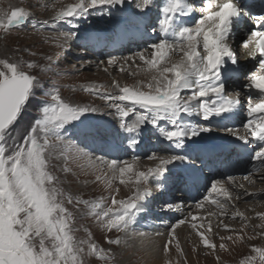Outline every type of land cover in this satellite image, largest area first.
Masks as SVG:
<instances>
[{
  "label": "snow or ice",
  "instance_id": "obj_1",
  "mask_svg": "<svg viewBox=\"0 0 264 264\" xmlns=\"http://www.w3.org/2000/svg\"><path fill=\"white\" fill-rule=\"evenodd\" d=\"M126 0H76L75 3L56 8L52 5L50 19L38 23L51 29L53 35L46 37L55 42L57 48L67 50L72 42L80 41L84 47H119L126 41L157 36L144 51L124 57V64H137V75L143 73L145 80L134 85H121L112 81L115 91L99 89L103 85L82 86L89 94L104 102V108L93 105L73 104L60 95V89L53 85L44 95L49 99L37 106V116L20 135H13L27 103L43 88L41 80L32 73L35 62L0 59V264H86V256H94L104 264H115L112 250L100 247L89 232L87 239H77L73 225L76 216L66 205H84L87 215L94 218L104 233H116L115 238L105 235L108 245H127L128 240L139 238L150 241V234L138 231L139 214L144 211V202L156 188L169 183L177 185L198 179L195 160L220 149L216 142H209L207 134L223 133L239 141L236 147L251 151L253 169L242 177L231 174L222 179L211 180L206 194L196 202L197 210L211 206L204 216L189 213L178 218L167 233L168 239L161 245L164 254L173 251L185 257L177 229L187 225L198 238V244L211 253L229 250L233 245L264 240V223L256 224L253 234L246 231L250 217L239 210L231 211V218L241 220L239 229H233L223 219L218 227L229 232L219 236L215 242L211 217H227L233 200L243 196H256L245 190L242 179L254 183V172L261 173L264 180V12L252 15L251 9L244 12L239 0H201L197 18L195 0H164L160 7V18L152 25L140 27L139 21L130 19L123 25L117 24L108 31H85L81 23L92 15L112 16L121 12ZM154 0H139L136 5L142 15ZM248 15L254 27L240 39L239 47L246 56L257 61L258 68L246 77L242 91L228 94V82L238 65L237 52L233 46V32ZM31 13L24 7L9 4L7 10H0V32L9 33L21 29L30 22ZM191 18L194 25L181 20ZM68 26L66 29L64 26ZM35 27V24L32 25ZM33 56L35 53L32 54ZM176 57H179L178 59ZM51 59V57H49ZM103 63V61L101 62ZM119 63L112 57L107 60L111 67ZM108 68L105 67L104 71ZM123 71V68H121ZM147 89V90H145ZM255 92V95L253 94ZM108 109L110 111H105ZM246 114L239 126L234 122ZM87 114L111 115L116 127L125 133L123 140L129 148L141 143L140 134L145 128L158 133L157 140L166 146L160 149L164 154H146L155 161V166L139 170L136 162L106 158L95 155L87 145L70 138L69 129H76L88 119ZM134 117L129 122V118ZM102 141L97 149L107 153L123 146V140L112 143L99 132ZM119 135V133H117ZM63 160L59 169L70 173L71 161H84L81 170L88 175L92 170L97 182H105L108 195L94 200L73 197L62 187L53 161ZM259 165L257 167L256 165ZM171 166V167H170ZM182 171H174L180 169ZM130 174V176H129ZM131 184L134 191L126 198H117L119 188L114 184ZM87 183V181H86ZM244 190V191H241ZM183 202L166 203L165 210L181 212ZM264 222V212L256 213ZM156 235H161L156 233ZM196 246L193 251H196ZM255 255L240 261V264H264V247L251 246ZM219 262V255L216 256ZM170 264V262H166ZM176 264H181L180 260ZM183 264L187 260L183 259Z\"/></svg>",
  "mask_w": 264,
  "mask_h": 264
},
{
  "label": "rangeland",
  "instance_id": "obj_2",
  "mask_svg": "<svg viewBox=\"0 0 264 264\" xmlns=\"http://www.w3.org/2000/svg\"><path fill=\"white\" fill-rule=\"evenodd\" d=\"M128 1L131 3L130 8L123 9L121 12H116L112 15L115 16V21L108 22L106 19L110 16L106 13L104 15L94 14L81 23V28L85 31H92L96 29L100 32H104L112 29L117 24L123 25L130 19H135L137 21L149 19L147 15L151 13L152 22L155 23L160 18L159 5L161 4L162 0H154V3L147 9V11H145L140 16H134V14L137 12L133 11L136 8L135 4L137 2L135 1L137 0ZM75 2L76 0H0V10H7L8 5L11 4L18 7H24L31 13L30 22L21 29H14L6 34L0 32V59L11 58L12 60L35 62L37 64V67L35 69H32L31 71L41 80L43 84V88L38 90L36 92V95L34 97H31L30 101L27 103L19 123L17 124L16 128L13 129V135L22 134L24 130L29 126L32 119L38 114L37 106L41 105L43 102L49 99L44 95V92L50 90L53 85L60 89V95L70 103L93 105L96 107L104 108V102L97 96L84 91L82 86L103 85L104 87L99 89L101 92L105 90L115 91V89L111 88L112 81H118L121 85H134L138 80L146 79L143 73L137 75L129 74L138 72L137 64H133L131 62H129V64H124L123 62L124 57H130L133 55L132 53L134 47H131V45L133 44H128L125 46V49L128 50V52H126L125 54L122 51L117 55L110 56L105 54L103 48H101L96 51L97 56L93 57L91 56V53L87 55V53L91 51L81 53L77 45L82 48L84 46L80 42V44H78L77 41L75 45L73 44L67 50H61L57 48L55 42L51 39L45 42V38L51 37L53 33L50 28L45 29L38 22L50 19V17L54 14L51 7L52 5H54L56 8H60L63 5ZM200 5L201 4L194 5V7L197 9L196 12H200ZM33 24H35V27L32 26ZM67 27L68 26L66 25L64 26L65 29ZM140 27L143 28V26ZM152 36L154 35H151L149 29V35H146L145 38L149 39ZM147 46L143 47L144 49L141 48V50H137L136 52L144 51ZM33 53H35L34 56L32 55ZM49 57H51V59H49ZM112 57L117 58L120 62L114 66L109 67L107 66V60ZM176 58L178 59L179 57ZM102 61L103 63H101ZM105 67L108 68L107 71H104ZM121 68H123V71H121ZM257 68L250 70L247 75L233 73L234 77L232 76L228 82V94L233 95L237 91H242L241 86L247 83L246 77ZM237 79L238 81L236 82ZM238 83H241L242 85H239ZM105 111L110 110L105 109ZM87 115L88 119H86L82 125H80L76 129H69V133L72 134L70 138L78 140L81 146L87 145L90 150L95 152V155H104L106 158H119L122 160L132 161L133 156L141 157V159L137 161L138 163L142 164L138 166L139 170H146L149 167L155 166L156 162L147 159L146 154H162L159 151L161 148L166 146V142L165 144H161L157 140L158 133L155 130H150L151 126L145 128L144 131L140 134L142 143L138 147L133 148L135 149V151L129 152L127 141L123 140V137L126 134L123 133L118 128V126L116 127V131H113V126L116 123L113 116H100L99 114ZM132 118L134 117L129 118V122ZM244 118H246V114L241 112L240 118L237 119L238 121H236L242 122ZM97 132H99L101 136L105 137V139H108L110 142L112 139L115 140L118 138L119 143L123 140V146L119 148L118 151L109 150L107 153L98 151L97 149L101 146L102 141L96 135ZM117 133H119V135H117ZM216 134L218 133L215 132L212 134H207L209 137V141L211 136ZM113 152H115L116 155ZM207 156L210 157L209 155H203L201 159L195 160L194 167L199 169L197 174H200L209 166L215 167V163L213 164L209 162ZM230 158L231 155L229 154L226 163L230 161ZM215 161L216 165L218 166L220 159H216ZM53 163L57 167L56 174L62 181V187L74 198L80 197L81 199L94 200L101 195L107 196L109 194L106 190L105 182H97L95 180V175L92 174L91 169L87 170L89 172L88 175L84 174V171H82L80 167L81 164L85 163L84 161H71L69 163V166L72 168V171L70 173L59 171V169L63 166L62 159L53 161ZM226 163L220 169V173H222V175H214L213 177L210 176V179L208 180L209 182L205 183V194L207 191V187L210 186L211 180L224 178L223 173L226 171ZM241 181L243 182L244 180L240 179L238 180V183H240ZM188 184V181L185 184H180L181 187H179V190L178 187H176V189L173 191L168 189V193L171 195H176L175 193L179 192V194H182V192H184L185 194L186 191L183 188ZM253 184H258V186L260 187L255 188L252 186ZM253 184L251 185L250 189L261 190L264 193V180H261L260 177H257V181ZM114 187L119 188L120 190L117 196V198L119 199L126 198L134 191V188L131 184L121 185L118 181L114 184ZM153 187L155 190L153 191L152 196L144 202L145 210L139 214L136 229L138 231H143V227L146 226L147 228H149V231L143 232L150 234V236H156V233H162L161 239L163 242L168 239L167 233L169 231V228L173 223H175L178 218L187 216L190 212L193 214H197L198 216H204L208 211H210L207 210L208 206H206V209L203 211L197 210L196 207L193 208V210L189 206L190 203L195 205L197 201L203 198L205 194L202 195V191L199 192V194L202 195L201 198H199L197 201H190L189 198H187L188 200H186L183 197L173 198V196H171L172 198L170 197L169 199H167V196H165L164 194L167 185L156 188L155 184H153ZM247 187H250V184H247ZM186 196L187 194L185 195V197ZM181 201L183 202L184 208L181 212L166 211L164 209L166 203H179ZM232 204H234L235 207L230 208L229 215L227 217H211L213 230L216 233L215 242L217 243V245L220 243L219 236L230 234L229 232L217 226L219 219H223L224 222L228 223L233 229H239L241 226V220L239 218H236L235 220L231 218V211L239 210L240 212H243L246 216L251 218L249 220V227L246 230L248 234H253L254 231H260V229H255L254 226L256 224L264 223L260 219L256 218V213L264 212V197H262V193L257 195L255 199H253L252 201H248L247 203L246 201L233 200ZM66 206L69 208V211H72L76 216V221L73 225L74 229L76 230L74 233L76 238L87 239L88 233L90 232L92 234V239L100 247L105 249L110 248L112 250L115 255V264H166V262H170L167 261L169 260V257H173L175 254L177 255L174 246L173 251L170 254H164L168 259H164L162 255L161 257H145L142 251L136 253L133 248L130 250L126 249L125 245H108L103 237L105 235H109L112 238H115V236L117 235L116 233H104L103 230L96 224L94 218L90 215H87L86 206H76L74 204ZM212 211H214V209ZM182 227L186 229V232L188 234L193 233L189 226L184 225ZM194 238L196 240L193 242L190 240V238H186L184 240V243L181 244V247L183 248L186 256L181 258L179 255H177L176 258L180 260L182 264L183 259L186 258L187 262L191 261L192 264H240V261L245 260L247 257L255 255L251 251L252 245H255L257 247H264V240H261L258 237L256 240L240 242L235 245L229 242L228 251H220L218 249L216 253H211L209 250L204 249L198 244L197 237ZM194 246H196L197 248L196 251H193ZM188 255L189 257H187ZM217 255H219L220 257L219 262H217L216 259ZM159 258H161L160 261L158 260ZM85 260L86 264H104V262L99 261L94 256H86ZM170 264L176 263L170 262ZM256 264H258V258Z\"/></svg>",
  "mask_w": 264,
  "mask_h": 264
},
{
  "label": "bare ground",
  "instance_id": "obj_3",
  "mask_svg": "<svg viewBox=\"0 0 264 264\" xmlns=\"http://www.w3.org/2000/svg\"><path fill=\"white\" fill-rule=\"evenodd\" d=\"M135 2H139V0L135 1ZM137 3L135 4V7L137 5ZM164 3V0L161 1V4L159 5L160 7L163 5ZM241 3V2H239ZM196 4H201L200 7H203V4L201 3V0H195V3L194 5ZM130 5L131 3L126 0V3L124 5V8L123 9H128L130 8ZM248 9H251L252 11V15H258L260 14L261 12H264V3L263 4H253V5H250V6H247L246 8H244V12H247ZM133 11L135 12H138V9L135 8ZM159 14H160V10H159ZM200 15V12H196L195 13V16L198 18ZM243 15V13H242ZM149 17V19H145V20H142V21H139L140 23V26H145V25H152V24H155L154 22H152V13L147 15ZM246 17V23L245 25H243V27L239 30H236L233 32V46L237 52V59L239 61L238 65H231V63L229 62V64L227 65L228 68L230 69H235L234 71V74H248L250 70L254 69V68H257L258 67V63L257 61L255 60H252L251 58L247 57L245 52L239 47V41L240 39H242L243 37L246 36V34L254 27L252 22H251V19H250V16L248 15H243ZM108 22H113L116 20L115 16H110L106 19ZM182 21L188 23L190 26L191 25H194V20H192L191 18H181ZM93 25V23H92ZM251 28V29H250ZM250 29V30H249ZM92 31H99V30H92ZM158 36V34H157ZM157 36H152L150 37L149 39L148 38H144L143 39H135V40H131V41H126L123 45L119 46V47H104V46H98V47H90V48H86V47H80L79 45H77L78 49L82 52H87V51H91V52H88L87 55H89V53H91V56L93 57H96L97 56V53L96 51H98V49H101L103 48V51L105 52V54L107 55H110V56H113V55H117L119 53H121L123 51V53L125 54L126 52H128V50L125 49V45H128V44H133L131 45V47H134V50H133V53H136L137 50H141L144 49L143 47H146L147 45H149L150 43H153L157 40ZM78 44H80L81 42L80 41H77ZM80 42V43H79ZM75 45L76 44V41L72 43V45ZM82 44V43H81ZM120 62V61H119ZM233 76V74H232ZM234 77V76H233ZM238 81V79L236 80V82ZM239 85H242L241 83H238ZM243 86V85H242ZM242 86H241V90L242 89ZM228 89H229V86H228ZM255 95V92L253 93ZM238 121V120H237ZM237 121H234L235 125L236 126H239L241 124V122H237ZM240 121V120H239ZM230 123H233V122H230ZM215 133V132H214ZM233 138L232 137H227L225 136L223 133H218L216 135H213L211 136L210 138V141L209 142H216L218 144H220L222 147L218 150H216L215 152L213 153H210V154H207L209 155L210 157L207 156V158L209 159V162L211 163H215V167L213 166V168L215 169V172L210 174L209 173V170L206 169L204 170L203 172H201L200 174H196L198 179L195 180V181H188L189 182V185L187 187V191L186 193L184 194V192H182V194H179L178 193H175L176 195L174 194H169L168 193V189H170L171 191L175 190L177 185L174 184V183H169L167 185V188L165 190V196H167V199H169L171 196H173V198H178V197H183L184 199L188 200V191L189 189L191 188V190H194L195 193L199 194L200 190H206V185L205 183L209 182L208 180L210 179V176L213 177L214 175L215 176H218V175H222V173H220V169L221 167L226 163V161L228 160V155L230 154L231 156H233V158L238 162L240 163L241 165H238L236 168H230L228 169L225 173H223V176L226 177L228 172L229 174L233 175V176H236V177H242L243 175H246L248 174L249 171H251L253 169V164H256V162L254 161H251V151H245L244 149L240 148V147H236L235 145H238L240 142L239 141H234L233 143H229V141H232ZM112 143H117L119 144V138L118 139H115V140H111ZM156 143V142H155ZM95 145V144H93ZM97 146V145H96ZM99 146V145H98ZM97 148V147H96ZM129 152L130 151H135V149L133 148H129L128 149ZM152 150V149H151ZM116 151V150H114ZM118 151V150H117ZM160 152V151H159ZM115 155L116 153L113 152ZM141 153V152H140ZM163 154V153H162ZM118 155V154H117ZM216 159H220L219 161V165L217 166L216 165ZM228 165L231 164L229 162H227ZM226 163V165H227ZM137 164V167L142 165L141 163H136ZM257 167H259V165L257 164L256 165ZM171 167V166H170ZM196 168V167H195ZM197 169V168H196ZM183 169L180 168V169H174V171H182ZM199 170V169H198ZM261 176V173L259 172H254L253 175H252V179L254 180V182L257 181V177H260ZM242 182V181H241ZM240 182V183H241ZM244 185H245V190L249 193H257V195L261 194L262 193V197H264V193L263 191L261 190H256V189H250L251 188V184L250 187H247V184L248 182L247 181H243L242 182ZM253 187H260L258 186V184H253L252 185ZM179 187H181V185H179ZM184 189V188H183ZM199 189V190H198ZM256 190V191H255ZM241 191H244V190H241ZM187 194V196L185 197V195ZM200 195V194H199ZM256 195V196H257ZM196 196L198 195H195V199H196ZM256 196H243L241 198V200L239 201H246V203L248 201H252L253 199L256 198ZM202 197V195H201ZM200 197V198H201ZM246 197V198H245ZM172 198V197H171ZM164 199V198H163ZM146 206V205H145ZM190 208H195V205H193L192 203L189 204ZM165 209V208H164ZM184 209V208H183ZM145 210V209H144ZM151 210V209H150ZM194 210V209H193ZM207 210H210L212 211L213 208L211 206H208L207 207ZM143 212V211H142ZM149 212V211H147ZM171 214V213H170ZM145 216H146V213H145ZM172 216V215H171ZM217 217V216H216ZM146 219V218H145ZM212 219V218H211ZM143 221V220H142ZM148 223V222H147ZM146 223V224H147ZM148 225V224H147ZM145 228V229H144ZM143 231H149V228H147L146 226L143 227ZM161 235H156V236H150V241H141L139 238H136V239H131L129 240V242H127V245L125 246L126 249L130 250L133 248L134 251L137 252H143L145 257H153V256H157V257H165L163 251H162V248H161V245L164 243L161 239V236H162V233H160ZM177 234L179 236V239H180V243L183 244L184 243V240L186 238H190V240L193 242L195 241L196 239L194 238L195 236L193 235V233L191 234H188L186 232V229H184L182 226L180 228L177 229ZM165 241V240H164ZM163 242V243H162ZM239 250V249H238ZM179 255V254H177ZM177 255L175 254L173 257H169V260L167 261H170L172 263H176V261L178 260L176 257ZM186 256V255H185ZM189 257V255L187 256ZM155 258V257H154ZM192 258V256H191ZM120 259V258H119ZM161 258H159L158 260L160 261ZM187 259V258H186ZM157 260V261H158ZM189 260V259H188ZM193 261V259H192ZM163 262V260H162ZM187 263H191V261H188ZM182 264V263H181ZM192 264V263H191Z\"/></svg>",
  "mask_w": 264,
  "mask_h": 264
}]
</instances>
